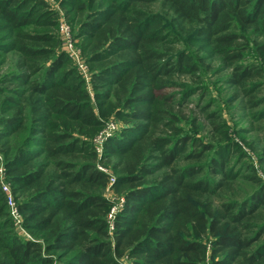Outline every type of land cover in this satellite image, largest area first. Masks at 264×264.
<instances>
[{"label": "trees", "instance_id": "trees-1", "mask_svg": "<svg viewBox=\"0 0 264 264\" xmlns=\"http://www.w3.org/2000/svg\"><path fill=\"white\" fill-rule=\"evenodd\" d=\"M59 1L90 90L59 49L58 14L44 0H0V70L16 58L0 73V153L30 235L0 188V264H264V182L235 169L228 126L190 99L205 96L217 57L231 100L255 115L264 0ZM115 120L99 155L94 139ZM106 159L124 196L111 231ZM242 179L252 186L234 190Z\"/></svg>", "mask_w": 264, "mask_h": 264}, {"label": "rangeland", "instance_id": "rangeland-1", "mask_svg": "<svg viewBox=\"0 0 264 264\" xmlns=\"http://www.w3.org/2000/svg\"><path fill=\"white\" fill-rule=\"evenodd\" d=\"M44 1L49 5L51 10L58 14L59 25L61 24L65 26V28L69 31L72 46L78 50V41L73 38L71 13L65 10L59 0ZM156 9H158V7H156ZM58 33L60 37L59 49L68 54V46L66 45V40L60 32V29L58 30ZM196 46H194V49ZM196 54L199 60L203 59V66H208L207 64L210 59L208 58L209 54L203 50H198ZM248 55H250L248 56L249 60L261 61V57L256 53L254 54L252 51H250ZM15 59L16 58L14 56H9L8 63L2 67L0 73L3 74L4 72L10 71L14 66ZM71 61L73 65L77 67L79 73L86 79V87L90 90L89 75L86 66L84 65L86 69L82 70L79 68L78 63L74 59L71 58ZM211 61L212 66L210 68L209 66L207 68L205 67L206 70L203 81L204 86L207 88L205 96L200 98L198 94H195L191 96L190 99L195 101L202 99V104H210V109L212 111H217L221 116V119L228 126L230 138L235 142L234 148L238 151L237 156L235 155L232 157V161L237 164L235 165V169L242 172L243 175H246L251 173L248 169L249 167H252V172L255 173L262 182H264V84L260 86L257 91L258 98L262 99L263 103L258 106V108L253 110L254 112L252 113L255 115H252L251 111L244 109L241 102L231 100V94L235 88L228 84L227 78L229 70L224 69V65L220 62L219 58L214 57ZM189 105L191 107L194 104L189 103ZM109 124L115 125V131L112 133L114 135L120 129L122 122L115 120L109 121ZM203 129L200 130L198 136L204 139H210L211 137L209 131L211 128L204 127ZM110 137L111 136L104 139V142H106V140ZM96 146L99 148L101 147L100 137L96 140ZM99 164L102 165L107 172L114 175L110 168V164L107 163V159ZM241 181L242 182H240L239 185L236 184L233 186L234 190L239 187V189L245 191L249 190V187L252 186V184L244 179ZM109 193L115 196L121 195L115 187L112 188Z\"/></svg>", "mask_w": 264, "mask_h": 264}, {"label": "built area", "instance_id": "built-area-1", "mask_svg": "<svg viewBox=\"0 0 264 264\" xmlns=\"http://www.w3.org/2000/svg\"><path fill=\"white\" fill-rule=\"evenodd\" d=\"M59 29H60V32L62 33L63 37L66 40V45L68 46V55L78 63V66L80 69H82V70L86 69L84 66L85 64L83 62V59H81V56L79 54V50H76L72 46L69 31L65 28V26H63L61 24L59 25ZM113 131H115V125L109 124V122H107L105 127L95 137L94 147H95V149L99 155L102 153L104 139H106L109 136H112ZM99 137L101 138V147L100 148L98 146H96V140ZM97 168L108 174V185L105 189V193H104L105 195L104 196L110 201V204H111L110 209L106 215V221L108 224V229H109V231H111L113 229V221L115 219V216L120 211V209L122 208V206L124 204V196L122 194L115 196V195H112L111 193H109L110 190L113 188L114 177L112 174L107 172L106 169L102 165L98 164ZM0 188H1V191L5 194L6 204L8 207L10 217L13 221V226H14L15 230L17 231V233L19 235H22L25 238H30L29 233L22 226L21 214L18 210L17 203L15 201V198H14V195H13V192L11 189V185L6 179L5 169H4V166L2 163L1 155H0Z\"/></svg>", "mask_w": 264, "mask_h": 264}]
</instances>
